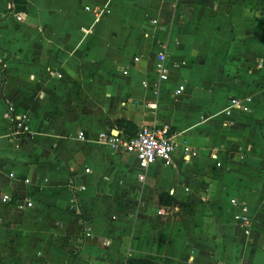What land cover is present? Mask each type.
I'll list each match as a JSON object with an SVG mask.
<instances>
[{
    "label": "crops",
    "instance_id": "obj_1",
    "mask_svg": "<svg viewBox=\"0 0 264 264\" xmlns=\"http://www.w3.org/2000/svg\"><path fill=\"white\" fill-rule=\"evenodd\" d=\"M10 1L0 0V171L19 165L35 179L0 184L32 203L0 204V264H264V0H24L19 21ZM158 52L169 74L154 93ZM183 53L189 80L173 77ZM195 81L181 123L173 104ZM231 98H249V111ZM7 103L29 130L38 123L33 133L12 131ZM116 120L166 125L197 154L182 164L178 146L173 167L156 162L138 181L131 156L96 141L122 134ZM23 137L32 150L5 152ZM231 199L247 209V234Z\"/></svg>",
    "mask_w": 264,
    "mask_h": 264
},
{
    "label": "built area",
    "instance_id": "obj_2",
    "mask_svg": "<svg viewBox=\"0 0 264 264\" xmlns=\"http://www.w3.org/2000/svg\"><path fill=\"white\" fill-rule=\"evenodd\" d=\"M14 19L19 21L20 14H14ZM152 23L155 22L152 21ZM155 69L157 81L153 84L152 91L154 93L157 88V83L166 81L169 74V67L165 63V55L163 52H158L156 55ZM142 85L145 86V83L143 82ZM182 90L183 85L180 84L176 87L173 93L175 96H178ZM249 102V98H231L229 100V105L231 108L237 111L248 112ZM153 107L154 105L152 104L147 105V108ZM5 111L6 121L15 134L30 135L27 114L15 113L13 106L9 103H7ZM76 137L77 139L82 140L83 134L78 131ZM96 141L112 151H121L124 154L131 156L134 159L136 169L139 171L136 176L138 181L143 180L145 170H147L149 166L155 164L156 162L164 166L173 167L172 160L175 152L178 150V146L180 149L179 160L182 164H187L197 154L196 151L188 147L185 142H181V144L178 145L173 140H171L168 137V127L166 125L141 126L133 136L127 139L119 133H99L96 137ZM215 166L218 167L219 164L216 163ZM84 172L87 173L88 169L85 168ZM27 182L28 181L26 179L23 180L24 184ZM80 189H83V187ZM9 203H12L14 206L16 205V207L19 209H22L23 207L31 208L32 206V203L29 200H22V202H20L18 198H13L11 194H2L0 197V204L8 205ZM230 205L238 209V213L234 214L233 218L237 223H239L243 233L247 234L249 219L246 213V207H244V205L238 204V202L233 199L230 200Z\"/></svg>",
    "mask_w": 264,
    "mask_h": 264
},
{
    "label": "rangeland",
    "instance_id": "obj_3",
    "mask_svg": "<svg viewBox=\"0 0 264 264\" xmlns=\"http://www.w3.org/2000/svg\"><path fill=\"white\" fill-rule=\"evenodd\" d=\"M184 57H186L187 53H183ZM187 58V57H186ZM185 67L183 69H177L174 70V78H188L189 80V60L187 58L186 62H185ZM191 66H193V64H191ZM207 71V68L203 67V68H199L198 70H196V74L193 76L195 78H200L202 74H205V72ZM188 73V74H187ZM196 81L194 83H190L187 86V89L185 91L184 97H182V99H177L175 101V103L173 104V113L176 116V119H179L181 121V123L187 122L189 121V91L190 92H196V90L194 89V86H196ZM18 84L20 86L23 87H27L32 85L31 82H26L22 79L19 80ZM192 94V101L194 102L193 99V94ZM199 96V95H197ZM199 99V98H198ZM169 102V100H168ZM38 126V123H36L33 118L30 120V131L33 133V131L35 130V127ZM4 148H5V152L10 153V155H15L18 156L21 152L23 151H30L33 149V144L27 139V137H23V141H21L20 143H14L11 140H8V143H4ZM41 156L40 158L44 161V159H46L47 157H51L52 153L49 152L47 149H44L42 151H40ZM19 165H6L1 171H0V184L4 185L6 187L9 188H13V187H17L20 185H23V180L26 179L28 181V185H32L34 183V173L32 172V170L29 169H21V167ZM8 167V168H7ZM71 167L75 169V165L71 164ZM57 168L60 170L59 166H57ZM58 169H56L57 171L55 172V175H53L54 180L57 182L60 181H64L65 178H67L66 176V171L64 169L63 172L58 171ZM10 175V177H9ZM79 183H77L78 185ZM10 189V190H11ZM9 190V191H10ZM2 195V192H0V197ZM11 196L13 198H18L16 196H14L13 194H11ZM8 206V205H6ZM4 248H11L9 247V245H5ZM2 259H0V263ZM5 260V259H4ZM7 264H11L13 263L12 261H10L9 257L8 259H6Z\"/></svg>",
    "mask_w": 264,
    "mask_h": 264
},
{
    "label": "trees",
    "instance_id": "obj_4",
    "mask_svg": "<svg viewBox=\"0 0 264 264\" xmlns=\"http://www.w3.org/2000/svg\"><path fill=\"white\" fill-rule=\"evenodd\" d=\"M10 12L12 14L21 13L25 10V1L24 0H11L10 1ZM115 128L120 131L124 138H129L133 136L137 131L138 128L135 127L134 124H132L129 121L126 120H116L114 122ZM165 198L164 195H161L159 203L163 205H168L169 200L163 201ZM125 264H151L149 262L143 261V260H137V259H128L126 260Z\"/></svg>",
    "mask_w": 264,
    "mask_h": 264
}]
</instances>
